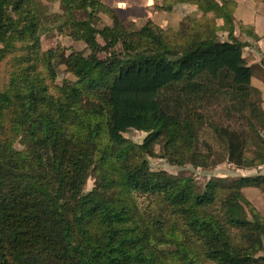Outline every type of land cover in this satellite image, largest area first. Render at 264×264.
<instances>
[{"label":"trees","instance_id":"1","mask_svg":"<svg viewBox=\"0 0 264 264\" xmlns=\"http://www.w3.org/2000/svg\"><path fill=\"white\" fill-rule=\"evenodd\" d=\"M43 1L60 10L0 0V264H264V215L243 193L264 190V173L199 190L147 159L264 165V99L241 39L258 36L236 1L156 3L194 6L177 30L126 24L104 0ZM49 23L103 54H67L75 84L56 82L41 48ZM130 129L146 135L133 142Z\"/></svg>","mask_w":264,"mask_h":264},{"label":"rangeland","instance_id":"2","mask_svg":"<svg viewBox=\"0 0 264 264\" xmlns=\"http://www.w3.org/2000/svg\"><path fill=\"white\" fill-rule=\"evenodd\" d=\"M39 1L43 2L47 6L49 12L60 10L58 2H46L43 0ZM104 1L115 9L118 16L123 18L126 24L141 26L148 22L149 27L153 30L163 28L172 30L180 29L182 25L188 24V15L193 13L192 11L194 9L193 5L180 4L177 6V9L167 13L157 11L155 9L153 0H143L144 4L142 5L135 4L126 6L120 4L119 0ZM76 15L78 18H82L84 16L81 13H77ZM198 15L208 27L220 24V20L215 19L212 14L199 13ZM99 17L101 19V23H98V26L109 23V17L106 13H100ZM236 33H238L237 26ZM72 34L73 32L70 29L59 32L51 23L45 24L40 34L41 48L43 50L51 49V60L56 70V82L61 85L76 83V77L69 73L65 68V58L70 51L81 50L85 53H95L98 56L103 55L99 51V46L93 50H90L86 42L75 40ZM219 36L220 39L225 38L224 34H219ZM116 50L122 56H126L124 50L120 48V46H116ZM246 52L249 54L252 53L249 47ZM250 60H252L251 56L249 59H247V61ZM3 68V64H0V81H2L4 78ZM145 135V132L134 129H130L124 133V136L127 139L137 143L141 142ZM147 159L149 161L150 167L153 169H163L174 177L193 179L199 190L203 188L204 184L209 179L223 178L227 183H233L238 178L245 175L264 173V165L253 168H237L234 165L227 163V161H223L214 167L202 168L193 167L189 164L178 166L171 164L166 159L158 157H148ZM92 186L93 177L89 176L85 184V191L91 189ZM243 193L245 194L246 198L256 207V209L264 215V190L256 187H246L243 189ZM157 206L159 209H162L164 204L158 200Z\"/></svg>","mask_w":264,"mask_h":264},{"label":"crops","instance_id":"3","mask_svg":"<svg viewBox=\"0 0 264 264\" xmlns=\"http://www.w3.org/2000/svg\"><path fill=\"white\" fill-rule=\"evenodd\" d=\"M235 1L237 3L234 11L236 20L242 22L243 24L252 25L254 28V33L258 36L255 41L245 35H241V39L248 42V44L245 46L243 56L247 64L254 66L256 71L255 75L252 77V84L261 90L264 99V0ZM119 2L124 6L144 4L143 0H119ZM158 2L159 0H153L154 5ZM248 47L252 52L251 54L246 52ZM250 56L252 60L247 61Z\"/></svg>","mask_w":264,"mask_h":264}]
</instances>
